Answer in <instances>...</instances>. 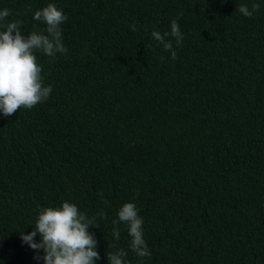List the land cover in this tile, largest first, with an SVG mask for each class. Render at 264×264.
<instances>
[{"label":"trees","instance_id":"1","mask_svg":"<svg viewBox=\"0 0 264 264\" xmlns=\"http://www.w3.org/2000/svg\"><path fill=\"white\" fill-rule=\"evenodd\" d=\"M253 2L251 18L236 10ZM49 3L68 16L67 53H35L51 94L0 114V264H43L20 232L63 202L96 217V264L119 249L126 264H264V0H0V10L27 36L44 32L33 15ZM173 19L184 36L180 47L168 37L175 60L151 36ZM130 202L145 258L123 222L112 235Z\"/></svg>","mask_w":264,"mask_h":264},{"label":"clouds","instance_id":"2","mask_svg":"<svg viewBox=\"0 0 264 264\" xmlns=\"http://www.w3.org/2000/svg\"><path fill=\"white\" fill-rule=\"evenodd\" d=\"M244 17L251 18L259 12L260 5L253 2L251 8L241 4L236 9ZM11 15L9 9L0 10V114L10 117L20 108L31 110L37 104L46 101L52 91L51 85L44 86L43 69L37 62L35 53L55 58L57 54H65L68 49L62 43L61 25L68 20V16L53 3L35 11L33 20L46 25L44 32L33 31L27 36L21 30L22 21L8 22ZM131 31L137 30L135 23L130 25ZM170 32L153 30L152 38L164 52L170 53L169 59L175 60L177 52L168 37H173L176 46L180 47L184 36L176 19L171 21ZM46 33V34H45ZM161 61L165 60L161 56ZM103 197V194H99ZM101 219L106 213L97 214ZM118 219L113 220L112 235L115 240L120 238L117 224L123 222L127 226L131 251L139 258L150 255L144 239L143 219L134 203L123 204L118 212ZM96 217H88L81 212L77 205L63 202L59 207H47L38 210L33 231L25 235L20 232V239L34 251H43V264H96L100 259L95 250L97 241L88 229L93 227ZM39 234V242L35 237ZM127 252L119 249L115 253H107L108 264H126Z\"/></svg>","mask_w":264,"mask_h":264}]
</instances>
